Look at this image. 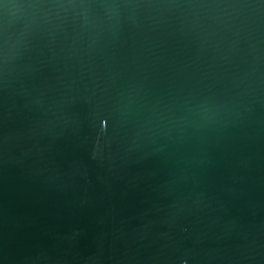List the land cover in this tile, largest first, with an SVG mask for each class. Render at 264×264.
Instances as JSON below:
<instances>
[{
  "label": "water",
  "instance_id": "95a60500",
  "mask_svg": "<svg viewBox=\"0 0 264 264\" xmlns=\"http://www.w3.org/2000/svg\"><path fill=\"white\" fill-rule=\"evenodd\" d=\"M0 264H264V0H0Z\"/></svg>",
  "mask_w": 264,
  "mask_h": 264
}]
</instances>
